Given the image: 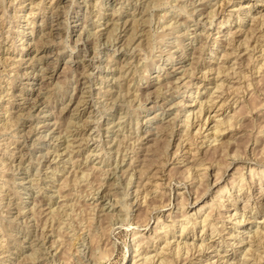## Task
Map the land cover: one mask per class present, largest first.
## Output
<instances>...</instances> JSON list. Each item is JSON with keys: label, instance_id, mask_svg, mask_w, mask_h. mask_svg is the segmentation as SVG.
Instances as JSON below:
<instances>
[{"label": "clouds", "instance_id": "1", "mask_svg": "<svg viewBox=\"0 0 264 264\" xmlns=\"http://www.w3.org/2000/svg\"><path fill=\"white\" fill-rule=\"evenodd\" d=\"M0 264H264V0H0Z\"/></svg>", "mask_w": 264, "mask_h": 264}, {"label": "bare ground", "instance_id": "2", "mask_svg": "<svg viewBox=\"0 0 264 264\" xmlns=\"http://www.w3.org/2000/svg\"><path fill=\"white\" fill-rule=\"evenodd\" d=\"M215 118H216L215 114H213L211 116V120L215 121ZM209 122H210V117L208 115H206L204 120H203V123H204L205 126H208Z\"/></svg>", "mask_w": 264, "mask_h": 264}, {"label": "rangeland", "instance_id": "3", "mask_svg": "<svg viewBox=\"0 0 264 264\" xmlns=\"http://www.w3.org/2000/svg\"><path fill=\"white\" fill-rule=\"evenodd\" d=\"M213 114H215V113H213ZM213 114H212V115H213ZM205 116H206V115H205ZM205 116H204V118H205ZM212 121H213V120H212ZM208 125H209V124H208Z\"/></svg>", "mask_w": 264, "mask_h": 264}]
</instances>
